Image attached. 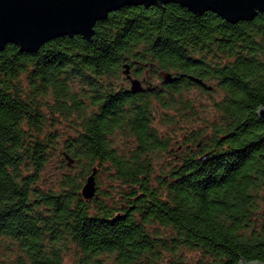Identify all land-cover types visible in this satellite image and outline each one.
I'll list each match as a JSON object with an SVG mask.
<instances>
[{
    "label": "trees",
    "instance_id": "1",
    "mask_svg": "<svg viewBox=\"0 0 264 264\" xmlns=\"http://www.w3.org/2000/svg\"><path fill=\"white\" fill-rule=\"evenodd\" d=\"M93 30L0 49V264L264 263V11L231 22L168 0ZM125 63L160 82L130 91ZM194 86L217 94L213 120L199 122ZM182 123V152L160 162V126ZM55 155L75 166L45 188ZM94 168L108 183L87 199Z\"/></svg>",
    "mask_w": 264,
    "mask_h": 264
},
{
    "label": "water",
    "instance_id": "2",
    "mask_svg": "<svg viewBox=\"0 0 264 264\" xmlns=\"http://www.w3.org/2000/svg\"><path fill=\"white\" fill-rule=\"evenodd\" d=\"M168 0H0V49L13 43L20 50L35 51L44 42L62 35H81L91 40L94 25L108 12L126 5H154ZM193 13L212 11L224 19L235 22L250 19L259 11H264V0H176ZM123 73L129 81L130 91L152 90L154 85L133 77L127 63ZM164 82L173 81L170 72L161 71ZM192 80L206 86L199 78ZM145 85V86H144ZM210 88V86H207ZM257 115L264 123V107H259ZM207 156L204 154L203 157ZM95 168L87 177L81 189L89 199L95 192ZM239 264H264L260 261H244Z\"/></svg>",
    "mask_w": 264,
    "mask_h": 264
},
{
    "label": "rangeland",
    "instance_id": "3",
    "mask_svg": "<svg viewBox=\"0 0 264 264\" xmlns=\"http://www.w3.org/2000/svg\"><path fill=\"white\" fill-rule=\"evenodd\" d=\"M152 83H159L160 80L157 77H153L151 79ZM127 85L129 84L128 82ZM210 84V83H209ZM187 96L189 99L194 100L195 102L194 107L196 108V111L201 113L202 115L199 118V122L206 120H213V110H212V102L211 100L216 97L215 99L218 98L217 94L213 92L212 94L206 93L203 89L200 87H191L190 90L187 92ZM205 120V121H206ZM199 122H196V124H199ZM185 123H182L181 125H169V126H160V131L169 134L170 137V147L167 150V153H163L160 157V162L162 161H167L168 159H174L176 151L182 152L180 150V146H177L178 142H182V133L184 131V128L186 127L184 125ZM48 127V126H47ZM50 127V126H49ZM53 127L56 129L57 132L61 134V137L66 136L68 133H71L72 131L70 128H68L66 121L59 124H54ZM116 143L124 148L125 146V141L122 138H118L116 140ZM177 152V153H178ZM171 154V155H170ZM62 160H64L62 158ZM65 162V161H64ZM59 162L58 157L55 155L54 157L51 158V161L49 164L46 165L45 169L42 171V180H41V185L43 187H49V186H55L57 184V180L61 177L63 172L68 171V169H74L72 167L73 165L75 166L74 162H71L69 165L66 163ZM94 180H95V191L97 192V189L102 191L107 183H108V178H107V173L104 172V169H97L94 173ZM99 193V191H98ZM97 193V196H98ZM190 256L194 255V253H189ZM74 259V256L72 253H70L67 257V261L72 262Z\"/></svg>",
    "mask_w": 264,
    "mask_h": 264
},
{
    "label": "flooded vegetation",
    "instance_id": "4",
    "mask_svg": "<svg viewBox=\"0 0 264 264\" xmlns=\"http://www.w3.org/2000/svg\"><path fill=\"white\" fill-rule=\"evenodd\" d=\"M132 75V74H131ZM134 77V76H133ZM143 78V77H142Z\"/></svg>",
    "mask_w": 264,
    "mask_h": 264
}]
</instances>
